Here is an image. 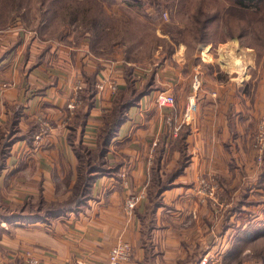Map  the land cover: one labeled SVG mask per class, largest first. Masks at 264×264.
Wrapping results in <instances>:
<instances>
[{"label": "crops", "instance_id": "1", "mask_svg": "<svg viewBox=\"0 0 264 264\" xmlns=\"http://www.w3.org/2000/svg\"><path fill=\"white\" fill-rule=\"evenodd\" d=\"M46 43L22 28L0 29V138L11 128L15 110H20L18 127L22 130L33 121H37L39 130L44 122L51 125L40 143L35 138L32 144L26 140L14 142L0 173V264H31L27 252L39 260L38 264H111V248L120 238L134 244L137 253L132 260L116 264H193L191 260H196V254L192 251L210 241L217 224L211 210L200 203L189 185L193 180L190 168L177 180V186L164 191L167 205L154 212L149 233L143 203L131 216L124 210L126 197L144 190L155 168L167 173L177 164L169 144L174 135L165 120L169 108L157 104L161 93L157 94L158 91L145 95L129 109V118L121 125L107 154L109 165L120 163V170L114 176H102L95 181L92 198L82 209L39 223L11 221L1 215L7 205L15 209L40 197L56 201L70 196L78 164L70 141L74 134L71 126L79 120L83 108L85 123L76 130L75 142L94 148L104 116L112 108L117 91L126 84L123 64L95 57L85 47ZM154 78L159 89H164L168 83L165 77ZM215 80L216 87L204 86L199 94L203 97L201 108L205 109L195 142L203 158H209L199 161V171H217L231 181L238 178L239 172L231 158L225 156L228 153L224 142L230 143V127L247 130L254 107L258 110L264 106V93L257 97L256 101H262L258 105L246 94H238L235 83L227 84L233 85L228 88L224 81ZM92 81L98 92L89 107L86 94ZM101 82L105 89L99 92ZM79 83L83 86L82 103L71 111L68 104ZM114 83L118 85L116 91L112 88ZM173 89L177 94L184 91L183 84ZM189 89L185 105L191 86ZM162 135L165 141L160 140ZM248 164L246 160L245 165ZM121 171L127 172V177H122Z\"/></svg>", "mask_w": 264, "mask_h": 264}, {"label": "rangeland", "instance_id": "2", "mask_svg": "<svg viewBox=\"0 0 264 264\" xmlns=\"http://www.w3.org/2000/svg\"><path fill=\"white\" fill-rule=\"evenodd\" d=\"M139 1L141 5L138 0H0V29L18 27L49 44L85 47L95 57L123 64V73L124 65H131L138 89L153 74L165 77L168 83L164 89L155 91L168 90L176 95L180 118L186 111L185 93L190 92V86V95L193 93V82L199 74L202 87L193 120L173 140L169 138L177 164L167 173L155 168L148 186L130 194L142 193L138 206L158 204V210L167 205L164 191L177 186V180L190 168L193 180L189 185L200 203L211 210L217 224L210 230V241L192 251L196 260L191 261L264 264V106L258 110L254 107L246 131L230 127V143L224 142L225 156L239 172L236 180H226L217 171L201 174L200 163L209 158H203L195 142L204 117L203 97L199 96L204 86L213 89L218 78L228 88L233 85L227 84L235 83L238 94H246L253 101L264 93V9L259 13L232 9L227 0ZM93 17L102 21L94 26ZM200 36L205 41L199 42ZM178 82L183 84L181 94L173 89L181 85ZM261 102L256 101L258 105ZM165 139L160 136V140ZM78 152L87 156L84 148L79 147ZM77 160L78 166V155ZM152 210L146 209L147 233L153 226L156 210Z\"/></svg>", "mask_w": 264, "mask_h": 264}, {"label": "trees", "instance_id": "3", "mask_svg": "<svg viewBox=\"0 0 264 264\" xmlns=\"http://www.w3.org/2000/svg\"><path fill=\"white\" fill-rule=\"evenodd\" d=\"M230 3L232 9L249 10L253 13H259L264 9V0H227ZM141 1L138 0V5H141ZM85 17V16H84ZM104 20V16H103ZM208 20V18H207ZM101 18L93 17L92 23L97 26L101 22ZM205 31V28L202 32ZM205 41L202 36L199 37V42ZM4 57V56H3ZM2 57H0V61ZM125 73L124 78L126 81L125 87L121 88L114 100L112 108L104 116V124L101 126L96 146L93 149H88L82 143H76V130L82 127L85 123V112L83 108L79 111V120L76 124L72 125V131L74 134L70 135V141L74 146L76 154L80 157V164L77 166V179L72 188L70 196L63 200L46 201L43 197H40L36 202L28 201L19 208H12L10 206L4 207V212L1 215L9 217L11 221H24V222H44L49 221L54 217H58L73 211H79L82 209L92 198V187L95 181L102 176H114L120 170L121 164L109 165L107 162V154L110 150V145L113 139L117 136L121 125L129 118V109L132 106L138 105L141 99L150 94L151 92L158 90L159 86L155 83L154 75H151L145 85H142L139 89L135 84L133 76V66L124 65ZM86 94V103L89 107L94 104V97L96 95L97 88L94 82L90 83ZM85 96V95H84ZM20 116V110H15L13 115L12 126L8 131L3 132L0 138V173L6 166V159L10 154L11 146L17 140H26L29 143H33L35 135L39 132V124L37 121L30 123V126L26 130H22L18 127ZM84 148L87 156L84 158L79 152L78 148ZM153 208L155 211L158 208V204L146 205V209ZM155 208V209H154Z\"/></svg>", "mask_w": 264, "mask_h": 264}, {"label": "built area", "instance_id": "4", "mask_svg": "<svg viewBox=\"0 0 264 264\" xmlns=\"http://www.w3.org/2000/svg\"><path fill=\"white\" fill-rule=\"evenodd\" d=\"M82 84L79 83L76 86V92L74 97L70 100L68 107L71 111L77 109L78 105L81 102L80 92L82 90ZM202 87V79L199 74L195 76L193 82V93L188 97V103L186 104V111L181 116V118L177 114L176 110V96L169 92H161L157 96V102L160 106L169 108L170 112L166 115V125L173 135H178L181 129L191 123L193 120L192 114L197 105V97L199 90ZM112 88L114 91L117 90L118 85L116 83L112 84ZM105 89V83L101 82L98 85L99 92H102ZM51 129V125L48 122H44L39 132L35 135V140L40 143L44 137L49 133ZM122 177H127V172L121 173ZM143 197L142 193L139 194H130L124 202V210L128 215H133L134 211L138 207V203ZM136 253V248L130 242L124 240L123 238L118 239V241L113 245L109 254V260L111 264H116L118 262L129 261L131 260ZM27 259L31 264H38L39 260L32 255L30 252L26 253ZM207 262L206 259L203 260L202 264Z\"/></svg>", "mask_w": 264, "mask_h": 264}, {"label": "bare ground", "instance_id": "5", "mask_svg": "<svg viewBox=\"0 0 264 264\" xmlns=\"http://www.w3.org/2000/svg\"><path fill=\"white\" fill-rule=\"evenodd\" d=\"M206 55L208 56V58H211V56H209L207 53H206Z\"/></svg>", "mask_w": 264, "mask_h": 264}]
</instances>
